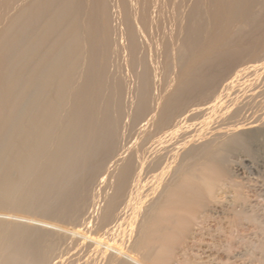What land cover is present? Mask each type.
Listing matches in <instances>:
<instances>
[{
    "label": "bare ground",
    "instance_id": "bare-ground-1",
    "mask_svg": "<svg viewBox=\"0 0 264 264\" xmlns=\"http://www.w3.org/2000/svg\"><path fill=\"white\" fill-rule=\"evenodd\" d=\"M252 63L264 0H0V264H194L223 232L264 264L229 162L264 135V84L227 95Z\"/></svg>",
    "mask_w": 264,
    "mask_h": 264
},
{
    "label": "rangeland",
    "instance_id": "rangeland-1",
    "mask_svg": "<svg viewBox=\"0 0 264 264\" xmlns=\"http://www.w3.org/2000/svg\"><path fill=\"white\" fill-rule=\"evenodd\" d=\"M122 62H123V63H122V68H121V70H122L123 72L125 71V72H124L125 74H124L122 71H121V72H122V74H124L125 76L122 75V74H121V75H122L123 79H124V77H126L125 79H126V81H128V82H126L125 79H124L125 84H126V83L128 84V85L126 84V87L128 88L127 90H128L129 93L127 92L126 95H127V96H130V95H131V96H133V99H134V98H135L134 96H136V95H135V93H136L135 91L137 90V88H138V86H139V82H138L139 80H137L138 78H135L136 75H135L134 72L132 71L131 67L128 66V65H127V66L130 67V68H128L127 66L125 67L126 64H124V63H125L124 60H122ZM252 64H253V65H252ZM252 64H250V65H252V66H250V65H249V66L252 67L253 69H252V68H247L248 70H247V69H245V70L243 69V71H242V70H241V71H238L237 74H235L230 80H228V83L231 81V83H229V84H231L230 86H232V88H230V90H229V92H228V94H227L228 96H231V97L234 96V97H236L237 93H238L237 96H239V95L241 94L240 92L243 91V89L246 90V89H248V88H249V90L258 91V89H259V86H258V85H259V84H260V85L264 84V81H262V80H264V68H263V65H264V64H263L262 66H261V65H257V63H256V64H255V63H252ZM254 65H255V66H254ZM256 65H257V66H256ZM259 66H260V67H259ZM124 67H125V68H124ZM256 68H257V69L259 68V69H258V73H257V69H256ZM261 68H262V69H261ZM127 70H129V71H127ZM255 70H256V71H255ZM131 71H132V72H131ZM250 71H251V73H248V72H250ZM130 72H131V75H130ZM243 72H244V74H247V75L244 76V78H242V77H243ZM254 72H256V73L254 74ZM132 74L134 75V77H133ZM249 74H250V75H249ZM252 74H253V75H252ZM126 75H127V76H126ZM238 75H239V76H238ZM259 75H260V76H259ZM129 76H131L130 79L128 78ZM256 76H257V77H256ZM132 77H133V78H132ZM238 77H239V78H238ZM245 77H247V78L245 79ZM235 78H236V80H235ZM241 78H242V79H241ZM249 78H250V79H249ZM131 79H132V81H131ZM239 79H240L241 81H240ZM248 79H249V80H248ZM133 80H135V81L137 80V81H136V82L134 81V83H133ZM244 80H245V81H244ZM233 81H234V82H233ZM242 81H243V82H242ZM129 82H130V83H129ZM237 82H240V83H237ZM241 82H242V83H241ZM254 82H255V83H254ZM260 82H262V84H261ZM232 83H233V84H232ZM235 83H236V84H235ZM244 83H245V84H244ZM253 83H254V84H253ZM257 83H259V84H257ZM134 84H135V85H134ZM136 84H137V86H136ZM234 84H235V85H234ZM237 84H238L239 86H238ZM240 84H241V85H240ZM242 84H244L247 88H246V87H243ZM246 84H247V85H246ZM128 86H130V87H128ZM240 86L243 87L242 90H238V89L235 90V88H238V87L240 88ZM134 87H135V89H134ZM242 87H241V88H242ZM256 87H257V88H256ZM129 88H130V90H129ZM250 88H251V89H250ZM255 88H256V90H255ZM231 89H232V90H231ZM233 90H234L235 92H234ZM237 90H238V92H237ZM131 92H132V94H130ZM134 92H135V93H134ZM230 92L233 94V96L230 95ZM235 93H236V94H235ZM127 96H126V98H128V101H130V100L132 99V97L130 96L131 98H129V97H127ZM225 99H226V98L222 97V101H223V102H222V101H221V98H219V99H218V102H219V103L221 102L220 104L225 106V101L227 100V99H226V100H225ZM263 136H264V135H263ZM263 136H261V138H260V143H259V141H258V143H259V147H257V146L254 147V152H255V151H256V152H255V153H254V152L251 153V154H253L252 156H251V154H249V153H248V154H247V153L245 154L246 151L244 152L245 155H243V154H242V153H243L242 151H244V150H242V151L239 150L238 152L233 153V154H236V157H235V155H233V154H231L230 157H229V162H230V163H232V160H233V161H234L233 163H235V166H238V168L240 167V168H239V175L244 174V176L242 175L243 178H242L241 176L238 177V176L236 175L237 177L235 176L234 180H235L236 182L240 183V184H242L243 182L245 183L244 186H243V184H242V188H243V190L245 189L244 192H245L246 198H247V196H248V198H249V199H247V201H248L247 204L252 205V206H253V209H254L255 212H261V211H263V208H262V207H264V204H263V203H264V202H263V201H264V196H263V194H264V168H263V167H264V164H263V163H264V160H263V159H264V147H263V146H264V137H263ZM262 138H263V139H262ZM261 144H262V146H261ZM260 146H261L262 148H261ZM260 148H261V149H260ZM255 149H256V150H255ZM240 151H241V153H240ZM254 154H255V155H254ZM261 154H262V155H261ZM239 155H240L241 157H240ZM242 155H243V156H242ZM246 155H247V157H249V158H247ZM248 155H249V156H248ZM260 155H261V157H260ZM233 156H234V157H233ZM238 156H239V157H238ZM253 156H254V157H253ZM258 156H259V157H258ZM251 157H252V158H251ZM262 157H263V158H262ZM245 158H246V159H245ZM247 159H248V160H247ZM253 159H256V160H253ZM230 160H231V161H230ZM236 160H237L240 164H242V168H243V170H244L245 172L241 169V165H240ZM242 161H243L245 164H244ZM255 161H256V162H255ZM259 162H262V164L259 163ZM243 164H244V165H243ZM256 164H257V165H256ZM231 165H232V164H231ZM243 166H245L246 168L244 169ZM249 168H250V169H249ZM255 169H256V170H255ZM247 170H248V171H247ZM250 170H251V171H250ZM258 170H259V171H258ZM262 170H263V171H262ZM257 171H258V172H257ZM256 172H257V173H256ZM245 173H246V174H245ZM251 174H252V175H251ZM258 174H259V175H258ZM259 176H260V177H259ZM261 176H262V177H261ZM246 177H247V178H246ZM258 177H259V178H258ZM236 178H237V179H236ZM255 178H257V179L255 180ZM241 179H242L243 181H242ZM249 179H250L251 181H250ZM258 179H259V180H258ZM238 180H240V181H238ZM245 180H246L247 182H246ZM241 181H242V182H241ZM255 181H256V182H255ZM248 182H250V183H248ZM257 182H258V183H257ZM253 184H254L255 187L253 186ZM255 184H256V185H255ZM259 184H260L261 186H260ZM250 185H251V186H250ZM248 187L250 188V190H249ZM251 187H252V188H255L256 190H255V189H252ZM257 187H259V188H257ZM247 189H248V190H247ZM258 189H260V190H259V191H260L259 194H261V191H262V195H261V196H262L263 198L258 194V192H256ZM253 190H255V191H253ZM247 193H248V194H247ZM256 193H257V194H256ZM229 194L231 195L232 192H230ZM249 194H252V195L250 196ZM257 195H259V196H257ZM259 197H261V198H259ZM254 199H256L257 201L254 200ZM259 199H260V200H259ZM261 199H262V200H261ZM249 201H250V202H249ZM254 201H256L257 203L254 202ZM260 201H261V202H260ZM258 203H259V204H258ZM254 204H255V205L257 204V206H256L257 208H259V207L261 206L260 208H262V209L259 208L261 211H260L259 209H256V207L254 206ZM254 207H255V208H254ZM257 210H258V211H257ZM219 220H222V219H219V218H218V221H219ZM213 221H215V222H213ZM209 222H210V223H209ZM209 222H208V225H210L211 228H216V225L219 226V222H216V220H212V221L210 220ZM225 222H227V221H225ZM225 222H224V221L222 222L223 226H224ZM211 223H212V224H211ZM217 223H218V224H217ZM213 226H214V227H213ZM249 226H250V227H253V224L248 225V226H247V224H246L245 229L242 228V230L244 229L243 232L245 231L244 233H246V234H243L242 230L240 231V233H242V234L244 235V237H246L247 235L250 234V232H248V229L250 228ZM247 227H248V228H247ZM253 230H254V227H253ZM249 231L252 232V229H251V230L249 229ZM223 234H224V235H223ZM227 234H228V235H227ZM227 234H226V232H223V233H222V237L224 236L222 240L225 241V242H223V241L221 240V242H220L221 245L218 246V247L221 248L220 250H222L223 253H220V251H219V253H217L218 251H216V253H217V255H216V253H215V249H214L213 251H211L210 253H209V252H208V253L203 252V250H204L205 247H203V245L200 246V244H199L200 241H201L202 243H203V241H204V243H205V242H208L209 244H211V243L213 242V241H211V240H212V236H210V235H208V234L205 233V235L203 234V236L200 235V236L197 237V238H200V239H201V237H202V240H203V241H202V240H200V241L197 240L198 243H196V240H195V242H192V243L189 244V247H187V249H186V251L189 250V251H188V255H187V252L185 251V249H182V250L180 251V253H181V257H180L181 260H182V257H183V259H185L184 257H186V256H191V258H193V259H194V256H198V258L196 257L197 259H194V260H193L194 264H199V263L201 262V260H202V261L204 260V261L202 262L203 264H204V263H205V264H211V263H212V264H225L227 260H230V259L232 258V259L230 260L231 262L228 261V262H230V263H227V264H232L233 259H235V258H233L232 256H234V254L237 253L238 249H237V248H234L233 251H232V253H231L230 251L226 252L227 250H226V247H225V246H227V244H228V239L230 240L229 233H227ZM242 234H241V235H242ZM206 236H208V237H206ZM225 237H226V238H225ZM209 238H211V239L209 240ZM224 238H225V239H224ZM236 242H237V241H236ZM195 243H196V244H195ZM202 243H201V244H202ZM204 243H203V244H204ZM191 244H192V245H191ZM193 244H194V245H193ZM198 244H199V245H198ZM190 245H191V247H190ZM222 245H223L224 247H223ZM193 246H194V247H193ZM198 246H199V247H198ZM235 246H236V244H235ZM201 247H202V248H201ZM188 248H189V249H188ZM191 248H192V249H191ZM214 248H216V247H214ZM222 248H224V249H222ZM196 249H197V251H198L199 249H201V250H199L198 252L196 251L197 254H195V253H196V252H195ZM216 250H218V249L216 248ZM244 250H245V251L241 250L242 252H241V251H238V253H239V252H241V253H240L239 255H237V256H239V257H237L238 260H236V259H235L236 261L234 260L235 264H241V262H242V264H243V260H244L245 258L247 259L248 256H245V255H246V248H245ZM184 251H185V252H184ZM192 252H193V253H192ZM194 252H195V253H194ZM199 252H201V253H203V254H201V253H199ZM224 252L227 253V254L229 253L231 258L229 257V255H228V256H227V254L225 255ZM233 252H234V253H233ZM235 252H236V253H235ZM184 254H185L186 256H185ZM198 254H199V255H198ZM204 254H205V255H204ZM210 254H211L212 256H211ZM223 254H224V255H223ZM183 255H184V256H183ZM201 255H202V257H201V259H200L199 257H200ZM203 255H204V256H203ZM208 255H210V258H207ZM214 255H216L217 257L214 256ZM221 255H223L224 257H227V259H226V258L224 259V257L221 256ZM231 255H232V256H231ZM242 255H244V256H242ZM218 256H219V257H218ZM240 256H241V257H245V258L242 259ZM220 257H221V258H220ZM213 258H214V260H217V261L214 262ZM239 258H241V259H239ZM248 258H249V257H248ZM218 259H219V260H218ZM222 259H223V260H222ZM195 260H196V261H195ZM199 260H200V262H199ZM207 260H208V261H207ZM209 260H212V261H209ZM239 260H240L241 262H240ZM222 261H223V262H222ZM244 261L247 262V263L245 262L244 264H248V263H249V264H252V263H253V261H251V259L244 260ZM248 261H251V262H248ZM181 262H182V261H181ZM207 262H208V263H207ZM234 262H233V263H234ZM237 262H238V263H237ZM239 262H240V263H239ZM183 263H184V261H183ZM183 263H182V264H183ZM202 263H201V264H202ZM184 264H186V263H184Z\"/></svg>",
    "mask_w": 264,
    "mask_h": 264
}]
</instances>
